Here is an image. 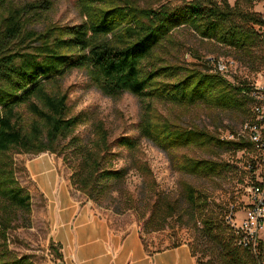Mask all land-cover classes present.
Returning <instances> with one entry per match:
<instances>
[{"label":"trees","instance_id":"1","mask_svg":"<svg viewBox=\"0 0 264 264\" xmlns=\"http://www.w3.org/2000/svg\"><path fill=\"white\" fill-rule=\"evenodd\" d=\"M77 5L79 23L37 29L42 12L52 9V0H0V264H36L30 257L12 254L8 245L9 230L18 217L29 218L32 212L31 193L16 177V152L58 154L71 170L75 190L118 214L136 209L146 232L166 229L170 219L185 218L195 231L189 244L198 264H259L249 249L237 245L239 222L219 220L207 208L209 197L192 184L183 182L177 196L149 186L147 194L137 197L128 177L132 170L150 174L139 156L142 138L172 154L177 170L200 178L236 168L222 159L178 155L176 150L255 151L246 137H222L185 126L161 113L154 102L201 104L234 112L244 122L252 120L258 91L235 85L207 66L175 61L181 43L174 32L187 29L258 67L263 55L256 49L263 36L255 25L264 24L263 15L241 10L228 0L158 6L137 0H78ZM74 69H84L91 85L106 96L120 98L128 92L142 102L138 135L112 138L105 122L91 112L72 113L67 93L54 88ZM86 123L91 125L88 137L77 132ZM120 160L125 163L118 165Z\"/></svg>","mask_w":264,"mask_h":264},{"label":"rangeland","instance_id":"2","mask_svg":"<svg viewBox=\"0 0 264 264\" xmlns=\"http://www.w3.org/2000/svg\"><path fill=\"white\" fill-rule=\"evenodd\" d=\"M30 1L33 0H18L20 4ZM52 1V9L42 12L37 29H43L50 24H76L82 20L77 5L78 0ZM137 1L141 5L158 6L163 3L177 4L183 0ZM228 2L244 11L262 15L264 13V0H228ZM255 28L263 36V43L256 49L258 54L263 55V60L257 64L258 67L238 60L223 46L202 40L183 28L174 32L175 38L181 43L179 50L175 51L174 60L182 64L208 67L233 84L239 86L247 84L254 91H258L259 95H264V24H256ZM54 89L67 93L73 114L88 111L94 118L104 121L111 131L112 138L121 134L138 135L137 123L142 102L133 94L126 92L120 98L104 95L91 85L84 69L70 71ZM154 104L161 113L177 118L185 126L204 128L222 137L232 138L230 136L234 135V138H247L242 131L245 122L234 112L209 108L201 104L192 107L173 106L160 102H154ZM24 112L26 118L30 120V115L26 110ZM77 132L88 137L91 134V125L83 124ZM123 153L126 154V151ZM175 154L222 159L231 163L236 169L226 171L223 175L214 178L194 177L175 168L172 154L142 138L139 156L146 161L150 174L145 176L132 170L128 177L130 190L139 197L140 193L147 194L149 186H152L177 196L183 182H188L195 186L198 193L209 197L207 208L210 212L213 211L219 220L230 224L227 217L232 215L236 222H240L250 203V195L246 189L251 181L255 180L247 167L250 163L257 165L259 153L254 150H241L234 153L211 147H189L178 149ZM14 158L17 180L31 193L32 212L29 218L18 217L17 222L9 230V249L14 255L30 257L36 264H62L63 256L58 257L57 253L60 251L52 240L53 228L68 230L73 240H76L79 236L78 227L95 222L96 219L90 216L86 207L79 206L68 196L65 183L69 180L71 170L61 156L51 152H43V154L16 152ZM29 161H31L30 169ZM123 163L125 161L120 160L118 165ZM255 174L259 175L258 172ZM70 192L76 199L85 197L83 192L80 194L74 188H70ZM145 207L148 205L146 204ZM146 211L148 216L149 209L146 208ZM126 214L124 220L136 219L140 223L143 222L136 209L129 210ZM185 220V218L170 219L166 229L176 234L177 240L192 243L195 231ZM261 237L264 241V230L261 232Z\"/></svg>","mask_w":264,"mask_h":264},{"label":"crops","instance_id":"3","mask_svg":"<svg viewBox=\"0 0 264 264\" xmlns=\"http://www.w3.org/2000/svg\"><path fill=\"white\" fill-rule=\"evenodd\" d=\"M65 184L68 196L96 221L78 227L76 240L68 230L53 228L52 240L63 256L62 264H198L189 242L177 240L170 230L146 232L138 220H124L126 213L99 206L86 195L72 197L70 179Z\"/></svg>","mask_w":264,"mask_h":264},{"label":"built area","instance_id":"4","mask_svg":"<svg viewBox=\"0 0 264 264\" xmlns=\"http://www.w3.org/2000/svg\"><path fill=\"white\" fill-rule=\"evenodd\" d=\"M258 98L260 101L254 105L253 119L245 122L242 129L255 145V151L259 153L258 163L256 166L250 163L247 167L255 180H252L246 189L250 195V203L244 212V217L235 226V235L237 245L249 249L258 257L259 264H264V249L262 250L261 247V232L264 229V95H258ZM233 136L230 137L234 138ZM227 218L232 225H235L232 215H228Z\"/></svg>","mask_w":264,"mask_h":264}]
</instances>
